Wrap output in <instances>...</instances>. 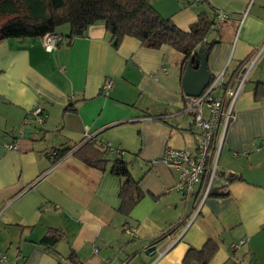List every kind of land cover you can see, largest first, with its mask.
Listing matches in <instances>:
<instances>
[{"label":"crops","instance_id":"obj_1","mask_svg":"<svg viewBox=\"0 0 264 264\" xmlns=\"http://www.w3.org/2000/svg\"><path fill=\"white\" fill-rule=\"evenodd\" d=\"M148 1L183 30L199 11L212 12L199 0ZM208 1L229 22L218 25L207 70L230 76L264 45V0ZM57 32L63 42L50 52L38 37L0 41L3 264H66L70 251L79 264H182L188 248L209 239L218 246L209 264H264V49L218 158L222 181L234 178L213 185L195 214L193 198L176 191L175 171L160 161L167 146L196 147L192 117L181 112L183 56L131 37L114 47L101 21L70 42L67 25ZM107 77L112 85L103 92ZM35 106L43 124L31 115ZM89 137L125 152L144 194L127 216L118 214L120 179L72 154ZM62 145L71 150L52 163ZM47 229L63 233L52 246L39 243Z\"/></svg>","mask_w":264,"mask_h":264},{"label":"trees","instance_id":"obj_2","mask_svg":"<svg viewBox=\"0 0 264 264\" xmlns=\"http://www.w3.org/2000/svg\"><path fill=\"white\" fill-rule=\"evenodd\" d=\"M199 1L206 2L212 12L199 11L195 21L187 30H183L171 18L162 16L148 0H0V41L40 38L46 33L57 32L61 25H67L69 32L66 38L70 42L73 37L82 36L90 25L101 21L111 34L114 47L124 37L134 38L140 45L154 49L166 44L183 56L184 69L188 57L195 53L209 34H219L216 20L219 13L210 6L208 0ZM217 41L214 39L209 44V51ZM67 109H71L70 106ZM99 143L93 138L83 140L72 154L83 164L97 170L105 171L108 167L110 174L120 179L118 214L127 216L144 194L138 188V180L131 176L125 152L118 155L113 148H106L104 143L100 146ZM70 150L71 148L63 145L58 147L53 152L52 163L60 160ZM232 178L234 177L228 176L227 183ZM169 231L167 229L162 236ZM62 235L61 230L47 229L39 243L52 246ZM217 247V243L211 239L198 249L190 247L181 263L209 264ZM67 255L73 264H79L72 251Z\"/></svg>","mask_w":264,"mask_h":264},{"label":"built area","instance_id":"obj_3","mask_svg":"<svg viewBox=\"0 0 264 264\" xmlns=\"http://www.w3.org/2000/svg\"><path fill=\"white\" fill-rule=\"evenodd\" d=\"M216 20L218 25H225L229 22L226 13H219ZM40 39L42 40L44 51L50 52L58 44H61L64 38L58 32H49L40 37ZM263 49L264 45L251 60L244 64L241 63L230 76H226L224 72H221L211 77L200 95L196 97L183 95L184 105L181 112L192 117V125L197 129L196 147L194 150H188L167 146L164 148L165 150L160 161L175 171L177 175L176 185H174L176 191L183 197L193 198L196 206L195 214H197L203 205L206 197L211 195L213 190L212 183L216 180L221 181V185L223 186L227 183L225 180L222 181L219 173L216 176L218 158L224 144L225 132L233 117V106L246 84L245 81L248 79L251 67L255 65ZM111 85L112 79L107 77L100 88L103 92L108 91ZM31 115L37 123L43 124L44 116L40 107L35 106L31 110ZM27 122L28 120L25 119L24 123ZM101 144L99 143L100 146ZM4 146L7 149L16 147L12 143H4ZM103 146L108 147L106 144H103ZM113 149L118 155L124 153L123 150H119L118 148ZM256 150H259V147H256ZM242 153L244 155L248 154L245 150ZM125 230L128 233L133 231L132 229ZM241 243L243 241L233 244L231 248H236ZM4 256L0 251V264L6 261V257ZM66 264L73 263L68 260ZM104 264H110V259H105Z\"/></svg>","mask_w":264,"mask_h":264},{"label":"water","instance_id":"obj_4","mask_svg":"<svg viewBox=\"0 0 264 264\" xmlns=\"http://www.w3.org/2000/svg\"><path fill=\"white\" fill-rule=\"evenodd\" d=\"M216 33L212 32L193 55L188 57L182 70L181 87L185 96L196 97L201 94L211 75L207 70V58L211 42Z\"/></svg>","mask_w":264,"mask_h":264},{"label":"rangeland","instance_id":"obj_5","mask_svg":"<svg viewBox=\"0 0 264 264\" xmlns=\"http://www.w3.org/2000/svg\"><path fill=\"white\" fill-rule=\"evenodd\" d=\"M63 27V25H61L60 27H58V29L57 30H60L61 28ZM66 27V26H65ZM253 76V74L251 73L250 74V77H252ZM219 171V164H218V169H217V171H216V176H218V172ZM215 184H219V182L216 180L214 183H212V185H214V186H216Z\"/></svg>","mask_w":264,"mask_h":264}]
</instances>
